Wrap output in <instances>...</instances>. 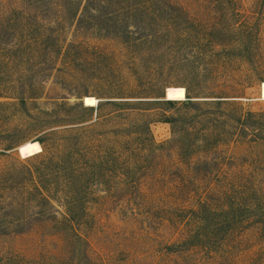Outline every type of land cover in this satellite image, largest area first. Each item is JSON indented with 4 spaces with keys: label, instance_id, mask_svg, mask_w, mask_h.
I'll return each mask as SVG.
<instances>
[{
    "label": "rangeland",
    "instance_id": "374dc122",
    "mask_svg": "<svg viewBox=\"0 0 264 264\" xmlns=\"http://www.w3.org/2000/svg\"><path fill=\"white\" fill-rule=\"evenodd\" d=\"M167 1L181 14L169 64L163 55L151 63L139 62L116 40L93 34L73 36L68 26L58 43L62 48L68 42L79 43L85 49L75 47L68 56L51 62L32 50L0 54V149L6 141L11 143V150L0 156V171L17 169L20 163L37 164L41 148L34 139L42 131L64 132L72 121L88 120L86 113L65 107L85 106L81 99L88 96L151 100L163 97L167 88L172 98L174 88L190 93L198 89L199 97H229L242 111L264 114L260 94L264 87V0ZM15 4L13 0L11 5ZM52 17L45 20L51 30L58 28L49 21ZM210 51H225L227 57H204ZM20 97L25 98L23 104ZM144 108L148 110L137 113L150 121L146 134L137 126L143 117L127 111L114 124L98 121L92 128L90 143L99 161L87 164V172L94 174H86L83 192L89 198L85 221L78 230L87 243L88 259L100 264H264V217L245 228L233 224L235 228L225 230L219 216L190 212L197 210L201 199L215 203L209 188L227 181L238 180L264 200V142L214 145L210 140L205 144L198 140L201 128L213 122L211 137L222 139L221 124L195 120V145L215 146V150L196 152L183 162L177 156L181 138L170 143V125L159 119L164 115L181 120L190 112L180 106ZM116 125L127 130L112 135L109 131ZM24 144H31L34 151L20 150L18 155L16 148ZM213 159L215 166L209 163ZM203 217L206 221L196 229ZM189 233H194L190 237L194 244L170 247ZM62 244L60 237L36 230L7 233L0 235V257L56 264L63 256Z\"/></svg>",
    "mask_w": 264,
    "mask_h": 264
},
{
    "label": "trees",
    "instance_id": "16d2710c",
    "mask_svg": "<svg viewBox=\"0 0 264 264\" xmlns=\"http://www.w3.org/2000/svg\"><path fill=\"white\" fill-rule=\"evenodd\" d=\"M12 1L0 0V54L32 50L50 62L60 55L68 56L72 49L81 47L79 43L68 42L62 48L58 43L61 32L68 26L73 36L93 34L116 40L128 53L134 54L139 62L151 63L157 55L165 56L168 64L173 62L170 45L177 27L176 20L181 14L167 0H15V6L11 5ZM51 15L53 17L49 21L58 27L52 30L45 23ZM204 57L223 60L227 53L210 51ZM184 92L186 99L181 101L173 100L171 96L168 100H162V97L151 100L102 97L95 107L82 106L80 103L73 106L57 105L65 106L70 111H82L89 118L72 121L75 123H70V128L64 132L42 131L34 139L41 148L37 164L20 163L17 169L0 171V235L36 230L43 235L58 236L63 243V256L56 264H100L88 259L87 243L78 232L86 218L85 204L89 198L83 192L86 174H94V171L87 172V164L96 165L99 161L95 147L90 143L92 128L98 121L114 124L113 120L121 118L124 111L136 112L137 116L143 117L137 125L142 134L148 132L150 123L146 116L137 113L148 110L144 107L161 105L173 109L180 106L190 112L181 120L164 115L158 120L170 125V143L181 138L177 156L183 162L196 152L209 154L215 150V146L195 145V120L218 121L221 124L222 139L211 137L213 122L211 127L201 128L197 136L205 144L210 140H214V145L264 142L263 113L242 111L237 101L229 97H199L201 91L198 89L192 93L184 89ZM159 98L161 100H156ZM24 99L18 98L19 103L23 104ZM105 110L106 113H103ZM183 123L186 127L180 129L178 126ZM125 128L116 125L109 132L112 135L118 132L122 134L127 130ZM147 137L148 142H151L150 135ZM9 150L11 143L6 141L0 149V156H5ZM33 157L36 158V155ZM212 162L215 166L216 161H209L210 165H213ZM64 190L67 192L60 193ZM209 190L216 196L215 203L209 205L205 199L199 200L197 210L190 211L193 215L219 216L229 228L225 230L235 226L245 228L254 219L264 217V200L253 188L245 187L238 180L227 181ZM205 221L206 217L200 218L196 229ZM192 234L189 233L187 238L170 247L191 246L194 244L190 241ZM0 264L27 263L18 257L9 256L0 257Z\"/></svg>",
    "mask_w": 264,
    "mask_h": 264
},
{
    "label": "bare ground",
    "instance_id": "6f19581e",
    "mask_svg": "<svg viewBox=\"0 0 264 264\" xmlns=\"http://www.w3.org/2000/svg\"><path fill=\"white\" fill-rule=\"evenodd\" d=\"M166 99H168V96H167V89H166ZM185 92H184V89L183 88H174L173 90V100H176V101H181V100H184L186 99L185 98ZM261 100H264V87L261 88ZM83 103L85 106H88V107H95L97 103V100L94 98V97H91V96H88V97H84L82 99ZM20 150L21 151H24V152H33V148H32V145L31 144H24L23 147L20 149L19 148V153H20Z\"/></svg>",
    "mask_w": 264,
    "mask_h": 264
},
{
    "label": "water",
    "instance_id": "95a60500",
    "mask_svg": "<svg viewBox=\"0 0 264 264\" xmlns=\"http://www.w3.org/2000/svg\"><path fill=\"white\" fill-rule=\"evenodd\" d=\"M165 91H166V89H164V91H163L164 93H163L162 100H168V99H166L167 97H166V92H165ZM82 99H83V98H82ZM82 99H81V100H82ZM156 100H161V99H156ZM98 101H99V100H97V102H98ZM82 103H83V101H82ZM16 151H17V154L20 155V153H19V148H16Z\"/></svg>",
    "mask_w": 264,
    "mask_h": 264
}]
</instances>
